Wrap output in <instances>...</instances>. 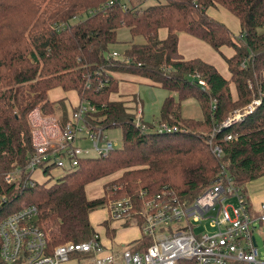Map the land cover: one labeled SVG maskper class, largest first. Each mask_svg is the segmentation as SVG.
Segmentation results:
<instances>
[{"label":"trees","instance_id":"16d2710c","mask_svg":"<svg viewBox=\"0 0 264 264\" xmlns=\"http://www.w3.org/2000/svg\"><path fill=\"white\" fill-rule=\"evenodd\" d=\"M136 1L0 0V175L23 170L18 184L0 182V222L19 211L23 200L31 202L51 248L92 238L96 233L90 215L111 198H131L135 211L141 207L142 191L150 198L166 192L191 204L224 172L248 199L246 185L264 177V0ZM220 7L238 18L239 38L208 15L210 8ZM123 28L131 41L115 58L112 48ZM161 29L169 32L165 40L159 38ZM180 33L219 53L224 47L234 49L235 56L226 59L232 79L201 60L186 61L178 50ZM114 73L140 76L167 90L171 95L159 123L179 130L142 132L135 108L109 100L117 89ZM55 88L76 91L95 109L87 121L104 130L120 128L124 144L114 146L107 156L81 160L78 170L61 176L50 188L29 186V115L37 108L46 115L66 113L63 103L48 100ZM187 99L200 103L204 121L198 125L208 134L184 129L181 104ZM254 100L260 105L252 113L223 126L231 113ZM117 172L123 174L105 185L104 197L87 198L89 184ZM150 243L143 238L139 249L146 250Z\"/></svg>","mask_w":264,"mask_h":264},{"label":"built area","instance_id":"2783aa9c","mask_svg":"<svg viewBox=\"0 0 264 264\" xmlns=\"http://www.w3.org/2000/svg\"><path fill=\"white\" fill-rule=\"evenodd\" d=\"M112 56L118 57V52H113ZM200 84L206 86L203 81ZM259 105L260 100H254L249 106L234 111L223 126L226 128L241 121ZM94 112V107L83 101L65 123L57 116L44 114L41 108L30 113L33 151L26 164V171L30 173L29 186L38 184L33 177L35 172L44 176L45 170H49L45 175L49 179L53 171L71 173L78 170L80 161L85 158L107 156L115 145L106 130L93 127L87 121L86 116ZM136 121L142 132L149 131L151 126L144 125L140 111ZM152 127L159 133L179 130L177 126L165 123ZM87 141L90 145H83ZM215 153L218 157L222 155L218 147ZM22 171L15 169L0 176V182L18 184ZM139 198L141 207L138 211L131 198L113 201L112 218L136 222L143 238L151 242L146 250L107 248L97 233L81 243L68 242L51 248L38 223L37 207L28 204L0 222V264H179L183 261L264 264L254 236V226L264 222V205L260 216L254 217L247 196L224 172L191 204L166 192L150 198L142 191ZM232 199L237 200V206L229 204ZM1 200L6 201V197ZM201 224H208L214 231L198 234L194 226ZM80 255L85 258L78 260Z\"/></svg>","mask_w":264,"mask_h":264},{"label":"crops","instance_id":"0c3cea01","mask_svg":"<svg viewBox=\"0 0 264 264\" xmlns=\"http://www.w3.org/2000/svg\"><path fill=\"white\" fill-rule=\"evenodd\" d=\"M220 10H226V9L221 8V7L220 8H210L208 10V15L211 18L215 19L216 21H219V22L225 24L230 29V27L227 25V23H225L224 20H220V19L218 20L217 17H215V14L218 13ZM227 12H229V11H227ZM124 30L126 31V33L124 32ZM168 33L169 32L167 29H161L159 31V38L161 40L167 39ZM240 35H241V33H240ZM120 36H123L124 41L119 40ZM239 36H235V37L238 38ZM130 41H131V35H130L129 31L125 28L120 29L118 32V42L115 46H113L112 50H115L117 52H122L123 50H125L127 48ZM225 48H229V47L222 48L221 52L219 53L216 50H214L209 44H207L206 42H204V41H202V40H200V39H198L192 35H189L187 33H180L179 34V46H178L179 54L186 61L201 60V61H203L209 65L214 66L223 77H225L226 79H229V68H228V64L226 63V59H231L232 57H234L236 52L234 51V49H232L233 50L232 55L226 56L223 54V51L225 50ZM217 55L218 56L220 55V56L217 57ZM114 79L117 81V89L115 92L111 93V95H110V96H112V98H111L112 102L121 101V102H124L126 104V106L131 107V108L132 107L135 108L136 113L140 111L142 121L144 123H146L144 120V116H145L144 115V103H143V100L141 99V96L139 93L141 90L140 89L141 85H146V86H149L152 88H162V87H160L158 85H154L148 79H145L143 77L136 76V75H131V74L114 73ZM58 89L64 91L62 88L53 89V90L49 91L48 99L51 102H61L63 100H65V101L67 100L66 103L61 102L66 107V113L64 115L61 113L56 115L57 117H59V119L62 123H65L68 120L71 113L74 110H76V108L81 104L82 101H81L79 94L75 91H68V92L64 91L65 92L64 95H61V96L57 95L55 97L56 99L51 100L49 98V94L52 91H56ZM122 95L131 97L130 98L131 101H123L122 99H120V96H122ZM170 95L171 94L169 93V96ZM232 95H233L234 100L238 99L237 90ZM169 96H167V97H169ZM174 96H176V95H174ZM155 119L156 118H154V120ZM158 120H159L158 122H160V118ZM63 121H65V122H63ZM156 122H154V123L152 122V123L155 124ZM147 124L152 125L151 123H147ZM33 177L36 181H39L42 178V174H41V172H35L33 174ZM105 178H108V177H105ZM102 179H104V178H102ZM102 179H100V180H102ZM107 183H105V185ZM105 185L103 187V195L100 197H96V198H90L88 196V192H87L88 186H87L86 187L87 198L89 200H96V199H100V198L104 197L105 196ZM246 190H247V195H248V199L250 202L252 214L254 217H258V216H260L261 207L264 205V177H262L256 181L248 183L246 185ZM93 213H96V211H94ZM92 214L90 215V222L94 228L95 233H97L100 236L102 243L107 248H111V249H115V250H122L124 248L129 247V248L135 249L137 251L143 250V249H139L141 244L143 243V234H142L141 229L138 226H127V227H125L124 224L127 225V223H125L123 221H113V223H111V226H110V230H111L110 234H112V237H110L108 230H107V227L104 223L105 221L108 220L109 216L104 217L102 219V221H100L99 223L96 224L95 222H93L91 220ZM108 215H109V212H108ZM129 227H131V228H129ZM133 228H137V230H134ZM118 231H119V233L122 232L120 236L118 235ZM124 239H126V240H124ZM231 264H239V263H231Z\"/></svg>","mask_w":264,"mask_h":264},{"label":"rangeland","instance_id":"374dc122","mask_svg":"<svg viewBox=\"0 0 264 264\" xmlns=\"http://www.w3.org/2000/svg\"><path fill=\"white\" fill-rule=\"evenodd\" d=\"M137 1L133 2V3L135 4V3H137ZM141 1L144 2L146 5H151V4H154L157 2V0H141ZM122 2L129 4L130 0H122ZM215 17H217L218 20L219 19L224 20L225 23H227V25L230 27L234 36L240 35L241 27H240V22H239L238 18H236L235 16H233L232 14L227 12L226 10H220L218 13L215 14ZM124 32L126 33L125 30H124ZM119 40L124 41L123 36H120ZM232 53H233L232 48H225V50L223 51V54L226 56L232 55ZM219 56L217 55V57H219ZM228 68H229V66H228ZM231 79H232V74L229 71V80H231ZM140 89L141 90L139 93H140L141 99L143 100V103H144V115H145L144 120L146 122V123H144V122L143 123L147 127H148V125H150L147 123H151L152 126H154V125L156 126L159 124L158 119L161 118V109H162V106L164 104V101L166 100V97L169 96V92L165 89H162V88H152V87H149L146 85H141ZM230 89H231L232 94L236 91L235 84L232 82L230 84ZM64 91H62L60 89H58L56 91H52L49 94V98L51 100L56 99L55 97L57 95L58 96L64 95V93H65ZM66 92H68V91H66ZM111 98H112V96H110L109 100L112 102ZM130 98L131 97H129V96H124V95L120 96V99H122L123 101H131ZM66 101L63 100L61 102L66 103ZM61 102H53V103L57 104V103H61ZM181 105H182L181 116L186 123V124H183L184 129L186 128L185 130L188 132L192 131V132H196L199 134H203V133L208 134L207 133L208 129L206 127L198 125V124L202 123V121H204V111H203L200 103L195 99H187V100L183 101ZM59 113H60V110H56L52 115L56 116ZM137 115H139V112L136 113V117H137ZM154 118H156V119L154 120ZM152 122L153 123L156 122V123L153 124ZM149 130H154V128L150 127ZM106 133L116 148H122L123 147V144H124V142H123L124 141L123 130H121L120 128H112V129L106 130ZM83 145L89 146L90 142L89 141L84 142ZM92 154H96V153L92 152ZM65 174L67 175L69 173H63L59 170L53 171L51 173V177L49 179H47L45 175L42 176V178L38 181V185L45 187V188H50L57 183L58 178H60L61 176H64ZM122 174H123V172H117L113 176L111 175L108 178H104L102 180H98V181L91 183L90 185H88V189H87L88 196L90 198H96V197L102 196L103 195V187H104L105 183H107L111 180L114 181V180L119 179L122 176ZM0 176H3V175H0ZM122 199H123L122 197L109 199L106 207L99 209L98 211H96V213H93L91 216V220L93 222H95L96 224L99 223L100 221H102V219L104 217L109 216L108 220L105 221L104 223H107L106 225H108L107 230H108L110 237H112V234H110L111 233V230H110L111 223H113V221H123V220H115L112 218V202L113 201H120ZM28 204L30 205L31 202H28L27 200H23L20 203V206L22 208L24 205H28ZM229 204L237 206V200H235V199L229 200ZM108 212H109V215H108ZM123 222L127 223V225L124 224L125 227H127V226H138V224H136V222H134L133 224H132V222L131 223L126 222V221H123ZM254 227H256L254 236L256 239V245H257L259 252H260V259L262 261H264V222L263 223L258 222ZM129 228H131V227H129ZM133 229L137 230V228H133ZM194 229H196V232L198 234H200V233H212L214 231L211 228H209L208 224L206 226H205V224H201L199 227L194 226ZM121 233L122 232L119 233V231H118L119 236L121 235ZM124 240H126V239H124ZM77 258H78V260H81V259H84L85 256L80 255ZM239 264H241V263H239Z\"/></svg>","mask_w":264,"mask_h":264},{"label":"water","instance_id":"95a60500","mask_svg":"<svg viewBox=\"0 0 264 264\" xmlns=\"http://www.w3.org/2000/svg\"><path fill=\"white\" fill-rule=\"evenodd\" d=\"M256 244V243H255Z\"/></svg>","mask_w":264,"mask_h":264}]
</instances>
